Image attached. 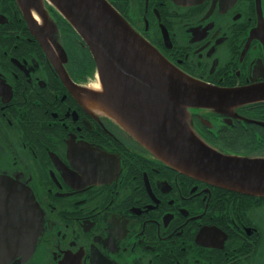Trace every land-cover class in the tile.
I'll return each instance as SVG.
<instances>
[{
	"label": "flooded vegetation",
	"instance_id": "1",
	"mask_svg": "<svg viewBox=\"0 0 264 264\" xmlns=\"http://www.w3.org/2000/svg\"><path fill=\"white\" fill-rule=\"evenodd\" d=\"M189 78L264 82V0H107ZM90 50L48 0H0V173L42 212L26 262L0 210V264H264V196L178 170L95 101ZM193 133L264 156V100L189 107Z\"/></svg>",
	"mask_w": 264,
	"mask_h": 264
},
{
	"label": "water",
	"instance_id": "2",
	"mask_svg": "<svg viewBox=\"0 0 264 264\" xmlns=\"http://www.w3.org/2000/svg\"><path fill=\"white\" fill-rule=\"evenodd\" d=\"M72 25L94 59L93 98L166 164L223 187L264 196V156L230 155L193 133L189 107L226 111L264 100V82L222 88L195 81L168 62L107 0H48ZM0 210L14 216L11 259L26 262L41 233L31 190L0 173Z\"/></svg>",
	"mask_w": 264,
	"mask_h": 264
},
{
	"label": "bare ground",
	"instance_id": "3",
	"mask_svg": "<svg viewBox=\"0 0 264 264\" xmlns=\"http://www.w3.org/2000/svg\"><path fill=\"white\" fill-rule=\"evenodd\" d=\"M95 89H97L98 87H99V85L98 84H96V85H94L93 86Z\"/></svg>",
	"mask_w": 264,
	"mask_h": 264
}]
</instances>
